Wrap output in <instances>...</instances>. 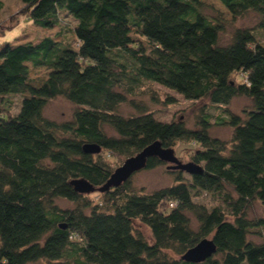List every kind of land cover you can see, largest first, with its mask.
<instances>
[{
  "label": "trees",
  "instance_id": "obj_1",
  "mask_svg": "<svg viewBox=\"0 0 264 264\" xmlns=\"http://www.w3.org/2000/svg\"><path fill=\"white\" fill-rule=\"evenodd\" d=\"M20 1L33 27L57 30L0 43V264H264V241L250 238L261 235L264 218L247 216L255 201L264 208V42L254 31L235 28L220 44L225 19L208 14L201 0ZM218 1L232 19L256 13L264 34V0ZM62 14L74 21V43L59 27ZM144 83L216 107L244 96L251 107L242 116L222 111L216 124L231 128L226 141L210 134L204 110L194 127L156 119L127 96ZM16 94L20 106L11 115L2 99ZM57 96L77 106L71 121L44 117ZM124 103L138 113H121ZM155 141L195 146L191 159L201 171L186 177L170 169L174 183L150 192L134 190L131 175L99 192L101 204L74 190V179L94 187L107 181L103 152L126 159ZM85 143L100 151L84 152ZM164 163L152 156L142 169ZM202 193L220 196V204L195 201ZM203 238L213 240L215 253L183 260Z\"/></svg>",
  "mask_w": 264,
  "mask_h": 264
},
{
  "label": "rangeland",
  "instance_id": "obj_2",
  "mask_svg": "<svg viewBox=\"0 0 264 264\" xmlns=\"http://www.w3.org/2000/svg\"><path fill=\"white\" fill-rule=\"evenodd\" d=\"M206 5L205 11L208 14L218 15L225 19L224 29L220 33L219 43L226 44L230 40L231 33L235 28L247 27L254 31L256 37L260 42H264V34L257 27L258 16L256 13L249 11L242 16L232 19L230 13L224 8V6L218 0H201ZM24 5L20 0H0V43L2 41L13 42L15 38L21 34H27V38L34 39L45 34H53L57 29L40 30L32 26V22L29 21L23 14ZM74 21L68 15H61V22L59 27L63 33L64 39L69 43H74V36L72 33V27ZM36 73L43 75L47 73L45 68H37ZM130 100L143 105L147 110L151 111L154 117L160 121L169 122L172 120H183L189 127H194L196 117L201 112L206 111L210 115V121L212 126L210 128V134L218 136L226 141L230 139L231 128L226 124H216L221 122L220 117H223V110L226 108L228 111L243 115L242 110L251 107V101L249 98L239 96L233 98L227 107H216L210 105L207 101L191 102L183 98L182 95L168 90L165 87L155 83H144L140 87H136L133 93L127 95ZM171 97L174 99L173 103H165L166 98ZM158 100H157V99ZM20 95H6L3 96L2 105L7 108L9 114H16L20 106ZM77 106L68 101L64 97L57 96L49 99L44 108V117L53 120L58 123L69 122L72 120L73 113ZM120 112L124 115L137 114V110L128 103H124L120 106ZM108 132L112 133V130L108 128ZM195 146L187 142H178L173 147L175 156L183 163L192 161L191 154ZM103 159L109 165L113 171L119 167L124 158L103 152ZM170 163H164L153 169H140L132 174L130 178V185L134 190L143 189L145 192H150L174 183V177L167 166ZM189 176V174H185ZM94 203L101 204L103 195L99 191H94L86 194ZM194 200L205 204L207 207H212L220 204V196L210 195L202 193L198 197H194ZM57 203L61 207H70V202L66 200H57ZM190 217L191 228H197V221L191 214ZM247 216L250 219L264 218V208L259 202L255 201L247 210ZM144 236L151 239V234L148 229L142 225L137 227ZM261 235L254 234L250 238L256 242L264 241V226L260 228ZM170 255L175 256L172 252H168ZM31 264H43L41 261L32 262Z\"/></svg>",
  "mask_w": 264,
  "mask_h": 264
},
{
  "label": "water",
  "instance_id": "obj_3",
  "mask_svg": "<svg viewBox=\"0 0 264 264\" xmlns=\"http://www.w3.org/2000/svg\"><path fill=\"white\" fill-rule=\"evenodd\" d=\"M83 151L86 153H97L100 151V147L94 143H85L83 145ZM156 156L161 161L170 163L167 166L168 169H179L187 174H194L201 171V166L190 161L183 163L174 154L173 148H163L158 141H155L141 151L126 158L123 163L115 168L110 174L107 181L99 186L94 187L87 180L83 178L74 179L71 184L74 190L79 193H90L94 191L104 192L108 191L111 187H117L125 182L133 173L144 168L146 166L147 159L149 157ZM216 251V246L212 239L203 238L196 245L189 248L181 258L188 262H201L210 257Z\"/></svg>",
  "mask_w": 264,
  "mask_h": 264
},
{
  "label": "built area",
  "instance_id": "obj_4",
  "mask_svg": "<svg viewBox=\"0 0 264 264\" xmlns=\"http://www.w3.org/2000/svg\"><path fill=\"white\" fill-rule=\"evenodd\" d=\"M170 205H172V204H170Z\"/></svg>",
  "mask_w": 264,
  "mask_h": 264
}]
</instances>
